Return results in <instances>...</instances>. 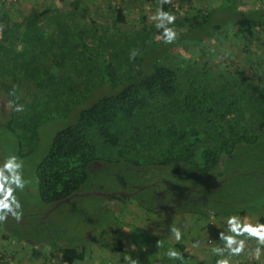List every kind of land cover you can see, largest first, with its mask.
Wrapping results in <instances>:
<instances>
[{
	"label": "trees",
	"instance_id": "16d2710c",
	"mask_svg": "<svg viewBox=\"0 0 264 264\" xmlns=\"http://www.w3.org/2000/svg\"><path fill=\"white\" fill-rule=\"evenodd\" d=\"M180 3L175 9L163 3L176 15L179 34L165 44L155 23L123 32L124 12L111 5L108 24L77 1L57 12L31 8L20 21L0 2V128L19 144L35 143L59 111L74 118L53 135L36 168L44 212L2 223L11 244L38 251L29 264L91 258V245L60 246L42 221L54 204L104 192L102 186L155 214L195 213L200 223L252 214L264 223V0H212L203 10L191 0ZM230 39L241 64L212 67L219 59L214 45ZM203 48L211 57H198ZM104 86L114 92L92 100ZM13 99L23 112L13 110ZM114 225V238L133 228L148 246L158 243L160 252L177 251L195 264L180 243L124 221ZM123 235L113 242L117 249L128 247ZM221 242L219 236L216 246Z\"/></svg>",
	"mask_w": 264,
	"mask_h": 264
},
{
	"label": "rangeland",
	"instance_id": "374dc122",
	"mask_svg": "<svg viewBox=\"0 0 264 264\" xmlns=\"http://www.w3.org/2000/svg\"><path fill=\"white\" fill-rule=\"evenodd\" d=\"M76 1L80 8L88 11V16L95 20H98L96 18L105 17L107 20L106 23L108 24H110L109 20L113 15L108 11L107 7L111 5L115 8H121L127 21L123 28V32H130L134 29L144 28L148 24L156 23L151 19V16L156 12L158 5L162 3V0H118L115 2H107L104 0H0L1 9L7 10L13 19L18 21L23 19L25 13L31 8H51L57 12L63 9H69L70 3ZM209 1L212 0H191L192 5L199 10L206 8ZM168 3L170 7L174 9L181 4L180 0H169V2L165 4ZM143 16L144 21L141 23ZM98 21L105 22L104 20ZM229 42L232 43L233 40L230 39L221 47H216L214 45L213 51L217 50L219 59L213 58L214 66L212 67H222L230 63L241 64L235 57H232V54L237 53V51L231 48ZM194 51H196V49H194ZM213 51L210 54L209 49L206 50L203 48L199 51L198 57H211ZM148 58L151 59L152 56ZM113 92L114 91L110 87L104 86L92 95V100ZM77 110H81V108H76L75 112ZM64 115L65 114L61 115L59 111V115L56 118L54 117L52 121L43 124L38 130V138L35 143L27 140L19 144L13 135L0 128V163L9 155H16L24 163L23 176L27 181L26 187L23 191L18 190L16 192L17 198L22 205V217H35L37 214L43 213L46 208L38 197L36 168L42 161L43 155L53 135L73 122V117L64 118ZM95 188H97V186L92 189ZM100 189L106 193L105 191H107L109 187L102 186ZM85 193L87 192H84V194ZM114 193L115 192H113V194ZM98 198L99 197L96 195H91L74 199L71 202L59 206L42 221L53 236L51 240L56 241L60 246L71 247L76 244L91 245L93 254L88 261L89 264H117L115 259L108 258V253L112 251L122 252L123 250H121V248L117 249L120 246L118 243H113L123 241V234H118V238H114V235L111 233L109 227L111 225L117 226L114 225V219L121 224L124 221L125 223L134 225L144 234L148 233V235H154V237L169 241L171 244L180 243L186 248L185 250L187 253L197 257L196 260H204L205 262L208 261L207 258H211V256L217 257L212 254L211 249L213 247H218L216 244L219 236L221 234H229L227 231V220L222 218H214L210 220V223H207L206 220H202V223H200L196 219L197 216L195 213L186 212L177 214L169 211L167 213L155 214L138 206L135 200L120 201L121 199L116 196L113 197V195L111 198L106 199V201L104 199L100 201ZM98 203L100 209H96ZM103 206H105V208H103ZM237 217H239L242 223H245V220H247L250 215H248L247 218ZM248 220V222L251 223L255 221L253 218H249ZM196 221L198 225L204 226V228L201 227V229L200 226L196 224ZM129 228L132 227L130 226ZM174 229H179L182 234L179 241L175 239ZM126 232V236L123 235V237L128 243L127 252L130 259H132L131 264L136 260L133 259V257L139 258L143 255L151 256L150 253L152 252L150 248L154 249L153 254L157 256L156 259L152 257V261L157 264H177L174 262L177 261L176 259L170 258L167 255L168 252H160L161 249L158 248V243H155L158 247L155 245L148 246L146 242L149 240H147L144 235H138L135 229H128ZM194 244L197 246L194 247ZM44 250H47L46 247ZM246 251H248V254L242 253L238 257H231L230 264H264V259H262V257L258 261L253 260L249 255L250 249L248 248ZM24 255L28 258H23ZM38 255V251L31 247L24 246L23 243L8 244V235L3 229V224L0 223V264H18L22 262V260L33 262ZM100 257L103 259L101 260ZM213 257L211 259H213ZM222 258L223 257H220V259ZM184 261L185 263H183ZM181 262L183 264H188L189 261L183 258Z\"/></svg>",
	"mask_w": 264,
	"mask_h": 264
},
{
	"label": "clouds",
	"instance_id": "9594fccd",
	"mask_svg": "<svg viewBox=\"0 0 264 264\" xmlns=\"http://www.w3.org/2000/svg\"><path fill=\"white\" fill-rule=\"evenodd\" d=\"M169 0H162L156 12L151 16L155 21V28L160 30L159 34L163 43L172 44L178 38V32L173 25L177 19L172 12L164 11L163 3ZM137 52L133 50L129 59H135ZM14 96V93H10ZM13 105V110L17 113L24 111V106L16 103L15 99L9 102ZM23 161L16 155L7 156L0 163V223L5 222L9 218L20 221L23 215L22 205L17 198L16 192L23 191L27 181L23 176ZM227 231L229 234H221L220 240L223 242L222 247H213L211 252L218 257H224L217 261V264H230L231 257H238L246 252V242L255 239L256 247L251 249L249 255L253 260H260L264 255V223H242L239 217L233 215L227 219ZM175 239H181L179 229H174ZM196 247L197 245H193ZM167 255L173 259H183L177 251L170 250Z\"/></svg>",
	"mask_w": 264,
	"mask_h": 264
},
{
	"label": "crops",
	"instance_id": "0c3cea01",
	"mask_svg": "<svg viewBox=\"0 0 264 264\" xmlns=\"http://www.w3.org/2000/svg\"><path fill=\"white\" fill-rule=\"evenodd\" d=\"M244 218H247V216L246 217H244ZM249 218H253L255 221L253 222V224H255V223H257V221H258V217L257 216H255V215H250V217H248L247 218V220H245L246 222L245 223H249L248 221V219ZM160 227V226H159ZM137 228V227H136ZM151 236H154V235H151ZM157 238H159V237H157ZM16 243H18V244H21L20 242H15V243H10L9 241H8V244H10V245H13V244H16ZM221 244H222V246H223V242H221ZM172 245H175V244H172ZM221 246V247H222ZM256 247V241H255V239L253 238V239H250V240H248L247 242H246V250H248V248L251 250V249H254ZM122 250V249H121ZM127 250H128V247H125L123 250H122V252H119V251H112V252H110V253H108L109 255H108V258L110 257V258H112V259H115V262L117 263V264H131V261H132V259H130V256H129V254H128V252H127ZM126 253H127V257H126ZM207 253V252H206ZM248 253V251H246L244 254H247ZM92 254H93V252H92ZM186 255H188V256H190L191 257V259H192V261L195 263V264H217V261L220 259V257H213V256H211V258L213 257V259H211V258H207V260L208 261H204V260H201V261H198V260H196V256H194V255H191V254H189V253H187L186 252ZM264 255H262L261 257H263ZM91 257H92V255H91ZM152 257H154L155 259L157 258V256H155V254H151V256H147V255H145V256H141V257H139V258H137V257H133V259H136V260H134V263L133 264H157L156 262H154L153 261V263H150L151 262V259H152ZM23 258H28L27 256H25L24 255V257ZM22 258V259H23ZM101 258V260L103 259L102 257H100ZM224 258V257H223ZM91 259V258H90ZM89 259V260H90ZM117 259V260H116ZM88 260V261H89ZM86 262L85 264H89V262ZM135 261H137V262H135ZM29 260H22V262H20V263H18V264H29ZM102 262V261H101ZM174 262H176L177 264H178V262L177 261H174ZM214 262V263H213ZM170 264H174V263H170Z\"/></svg>",
	"mask_w": 264,
	"mask_h": 264
},
{
	"label": "water",
	"instance_id": "95a60500",
	"mask_svg": "<svg viewBox=\"0 0 264 264\" xmlns=\"http://www.w3.org/2000/svg\"><path fill=\"white\" fill-rule=\"evenodd\" d=\"M118 193H122V194H123V192H118ZM76 195H77V194H74V195L70 196L69 198H67V199H65V200H63V201H60V202L54 204V206H53L52 208H50V209L46 212V214H45L44 216H45V217L48 216V215L51 214L56 208H58L59 206L65 204V203H67L71 198H73V197L76 196ZM87 195H89V193L82 194V196H87ZM93 195L101 196V197H109V196H110L109 194L104 193V192H93Z\"/></svg>",
	"mask_w": 264,
	"mask_h": 264
}]
</instances>
